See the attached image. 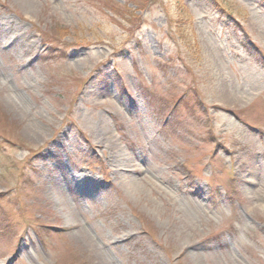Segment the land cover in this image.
Returning a JSON list of instances; mask_svg holds the SVG:
<instances>
[{"label": "rangeland", "instance_id": "rangeland-1", "mask_svg": "<svg viewBox=\"0 0 264 264\" xmlns=\"http://www.w3.org/2000/svg\"><path fill=\"white\" fill-rule=\"evenodd\" d=\"M0 264H264V0H0Z\"/></svg>", "mask_w": 264, "mask_h": 264}, {"label": "trees", "instance_id": "trees-1", "mask_svg": "<svg viewBox=\"0 0 264 264\" xmlns=\"http://www.w3.org/2000/svg\"><path fill=\"white\" fill-rule=\"evenodd\" d=\"M114 9L115 8H112L114 14H119V11H117L116 9L114 10ZM128 16L134 17L136 15H135V12L133 10L131 12H129L128 14H124V18L126 17V20L131 23L132 20ZM183 19H187V21H189L191 23L194 20V16L191 15L186 9H180L178 12V22L176 23V27L178 28V31L180 32L182 39H185L183 37L182 29H181L182 24H183ZM61 35H63V34L61 33ZM56 37H58V35H56ZM61 38H62V36H61Z\"/></svg>", "mask_w": 264, "mask_h": 264}]
</instances>
